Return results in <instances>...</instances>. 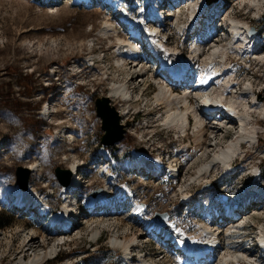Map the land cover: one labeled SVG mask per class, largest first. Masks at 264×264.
<instances>
[{
    "label": "rangeland",
    "instance_id": "1",
    "mask_svg": "<svg viewBox=\"0 0 264 264\" xmlns=\"http://www.w3.org/2000/svg\"><path fill=\"white\" fill-rule=\"evenodd\" d=\"M105 1L108 4H102L99 0H86V4H89L87 6L74 0H0V127L2 126L0 128V201L2 200V204L0 203V264H135L137 262L134 259L127 263L125 257H123V249L113 245V242L116 239L123 240L126 234L131 236V234L139 232H144L143 237H139L140 239L137 240L139 243L145 241L141 245L143 254H147L145 258L149 256L154 257V259L157 258L156 261H159H157V264H176V261L172 260V255V258L170 256L161 258L162 254L158 255L157 252H154L156 249L146 243L151 242V240L146 241V238H144L146 231L142 229L136 219L134 223L132 215L128 216L121 211L110 212L109 215L108 212H105L107 214H103L104 216L101 217H99L100 214L97 215L99 211L90 213L88 216L82 217L79 220L80 223L76 224L68 234L56 236L51 230L46 229L52 217H56V213L61 210L62 203L59 192H55L56 186L60 184L55 176L54 169L56 167L67 169L62 157L72 152V149L77 152L78 155H76L79 159H87V161L90 158L92 161L98 159L99 155L95 147L97 144L108 151L110 150V153H108L112 157V161L109 166H111L110 170L115 177V181L125 184L132 191L136 203L147 217L154 218L156 213H166L168 215L166 220L174 228L182 230L185 234L193 233V235L197 233L198 225L203 222L199 215V207H188L185 202H182V198L193 193L188 190V192L181 190L196 175L197 168L192 167L193 164H190L191 169L189 164L178 166L180 182L177 186H174L171 181L172 178L166 169V164L162 169V173L155 178H145L140 173H134L124 167L123 157L134 156L135 152L145 154L150 160L160 155L162 160L169 151L175 149L177 151L174 153H178L183 151L188 143L194 144L192 141L194 136L183 137V134L178 132L179 130L165 127L162 124L164 122L156 118L155 112L157 109L159 110V106L157 105V107L155 103L152 104L154 102L153 94L158 88L154 80H158L160 77L152 74L148 63L145 66L147 70L145 71L146 77H143L144 82L141 77L137 76L133 83H127L130 87L127 95L132 100L137 101L127 103L129 107L128 121L119 116V124L122 125L124 130L122 139L111 146L101 144L104 131L101 129L100 118L95 113V99L107 97L111 87L125 78V72L120 69V65L125 60L118 62L113 57L115 49L110 48L118 41L114 37L111 39L105 38V34L100 29L104 25V21L109 19V22L115 26L117 33H121L120 35H125L126 30L124 25L115 19L118 12L116 2L113 0ZM127 1L119 0L120 4L125 6V15L127 16L131 12L136 14V10L130 11L127 8ZM196 1L198 5L199 0L194 2ZM208 1L210 4L219 2V0ZM142 2L143 6L146 1L143 0ZM246 2L251 3L250 0H227L226 4L229 7L227 14L246 20L250 25L248 29L253 34L264 37V15H261V20L255 18L259 10L247 12L246 8H243V4H246ZM259 12L263 13V11ZM167 32L170 34V38L165 46L166 48L172 52L182 49L186 55L190 54L189 45L183 43L172 28L164 29L162 34ZM237 53L241 52H228L224 64L229 60L235 61L236 67L240 68L239 80L241 83L244 79L251 81L249 77L244 78L245 71H247V73H253L252 80L256 90L264 87V64L252 62L251 68L247 70L246 64L242 66L240 62L236 61V57L239 56ZM90 57H93L91 66L87 64L90 63L88 62ZM209 57L210 54L208 53L200 61L205 62ZM219 59L214 60V62L219 61ZM211 66L215 69L218 68L215 63ZM140 68L141 64H138L131 71L136 70V74H138ZM249 70L250 72H248ZM134 85L138 86L134 89ZM178 89L179 91L182 90L181 88ZM45 100L53 110L46 121L42 119L43 112L41 111V106ZM113 103L110 101V104L117 110L116 106L119 102L115 101ZM65 109L72 115L67 116L64 112ZM136 109L142 110L139 116L134 115ZM256 116L258 121H256L254 128L258 131L256 134L257 142L252 143L251 140L241 144V150L247 149V157L243 159L244 163H241L242 169L221 177L219 173L222 170L219 168V170L216 169L211 172V176L206 179L207 181L204 180L198 184L191 183L195 184L193 188L191 187L192 191L200 190L193 197L195 201L191 198L193 200H191L192 205L198 203L197 201L202 194L211 195L208 198L203 197L204 199L202 198L201 201L209 204V201H215L214 196H222L225 192L228 193L231 190L235 192L234 190L239 188L240 183H245L242 180L250 183L252 181L249 177L250 172H252L249 169L251 166H258L261 177L260 184L264 183V116ZM70 117L73 119V124H68L66 128L70 132L67 133V137H63L62 142H56V145H54L56 139L50 135L59 133V130L61 131L60 127L53 124L54 120L58 119L60 121L61 118L66 120ZM224 123L226 122L224 121ZM208 124L215 126L210 121ZM9 131L10 135L6 143L10 147H1ZM68 135L72 136H70L72 143L67 142L69 140ZM230 138H236L232 131L221 134L220 144H225ZM19 139L33 140V146L29 149L27 156L32 158L39 169H41V165L44 167L38 173L42 177L41 182L35 184V186L33 185L36 190L31 191L33 197L35 192L39 193L38 199L44 203L46 202L47 213L44 218H41L36 211L22 215H19L17 211H12V203L17 202L19 196L16 194L19 186L16 181L15 170L18 166L26 167L27 165L20 162V157L23 156L25 151L20 149ZM90 141L93 143L89 144ZM11 142H14V145ZM169 142L174 144L171 149L168 146ZM39 144L42 145V149L40 148V152H36L35 149H38ZM84 144L85 147L80 149V145ZM246 144L252 145L249 147ZM205 151L203 158L209 157V153L212 154L209 149V153H205ZM91 152L94 153L89 157ZM6 154H12L11 158L5 159ZM240 157L241 153L238 155L237 167L241 166ZM88 172L89 176L77 191L78 202L82 205L77 211L84 210L87 206L83 203L86 196L101 187L96 183L92 185L90 183L100 179L97 168ZM30 173L29 171L27 180L29 183L32 175ZM244 174H247V177ZM101 178H107V175L101 176ZM187 181L188 183H186ZM112 194H114V190H112ZM6 202L9 203L5 204ZM40 209L43 210L44 208L40 207ZM259 215L264 217L261 209H252L233 227H229L234 228L239 224H246L241 233L243 244L246 242L247 245H254L253 235H257L259 231V226L255 223L259 222L261 224L262 222V217ZM116 217L120 218L121 222H119L118 227L114 228L113 223ZM103 218H106L105 221ZM43 219H46V222ZM33 231L39 241L45 240L47 244H56L63 240L64 244H56L53 254L37 263H32L31 259L34 252L24 247V244ZM96 232L97 236L93 238V233L96 234ZM226 237V234L223 235L222 240ZM38 240L34 239V243ZM132 250H134V254L136 252L137 257L140 252L139 247ZM41 251L38 249L36 253ZM223 255H227V252L224 251ZM253 255L252 253L251 258L248 255H243L241 261L254 260L255 256ZM259 264H264V261L259 262Z\"/></svg>",
    "mask_w": 264,
    "mask_h": 264
},
{
    "label": "bare ground",
    "instance_id": "2",
    "mask_svg": "<svg viewBox=\"0 0 264 264\" xmlns=\"http://www.w3.org/2000/svg\"><path fill=\"white\" fill-rule=\"evenodd\" d=\"M194 1L195 0H191L189 2V5L192 9L190 11L189 16L191 18H193V17L195 18L191 22L198 20L196 23H197V26L198 25L200 26L201 22H199V19H197V17H198L197 15H198L199 11L201 10L200 7L202 5L200 6V0H199L198 5L196 4L197 1L196 2H194ZM250 1L252 3H254L255 7L259 11H263V13H261V15L263 16L264 15V0H250ZM224 2L227 3V0H224ZM246 3H247L246 6H243V8L248 7V2H246ZM202 4H203V0H202ZM184 6H185V3L183 2V5L179 9L175 10V8H173L172 11H168V13L165 16V19H168L170 23H174V21L177 20L178 16L180 15V11ZM153 7H154V4H153L152 0H148L144 6V9H153ZM194 7H195V9H193ZM250 10H252V7H249L247 12ZM171 13H173L174 19H173V17L170 18ZM119 15H121V14H119ZM209 15L212 16V14H209ZM229 15L230 14H227V16H229ZM261 15L258 18L259 20L262 19ZM230 16H231L230 22L232 24V29L230 27L229 31H227V32H230L231 34L234 33L233 41L236 44H238L240 47H242V46L245 47L248 41H245V39H243V37L248 36L250 33H251L250 35H252V36L254 34L251 32V30H250V33L245 32V31H247V28L245 25L248 24V22L246 20L239 19L237 16H234V15H230ZM122 17H124V15H122ZM115 19L118 20L116 17H115ZM126 21H129L134 26L137 25V28L138 27L139 28L146 27L147 29H145L144 34H149L150 31L151 32L155 31V29L152 27V25H151V27H147V24H146V26H144V21H142V20H137V22H136V19L131 17ZM113 27H114L113 24L111 22H109V19H107L106 21H104V25L101 27L100 31L102 33L106 34L105 38L111 39L114 37L118 41L114 45H111L110 48L115 49L113 57L116 58V60L118 62L123 61V59L125 60L120 65V69H123V71L125 72V76H124L125 78L121 79V82L119 81L118 84H115L111 87L109 94H107V97H108V99H110V101L112 103L115 101L119 102V104H117L119 107L116 106L118 108L117 109L118 115L120 117H124L126 119L125 121H128V117H127L129 114L128 104L130 103V101L128 100L129 96L127 95V93L129 91L130 87L128 86L127 83H130V82L133 83V80L137 76L141 77V79L144 82L145 79L143 77H146L145 71L147 70V68L145 66L148 63V61H146L144 59V56L146 53L149 54V52H145L146 50L144 51V48L141 50V47L139 45H137V42H135L131 38H127V37L124 38V35H123V37H121L122 35H120L121 33H119V32L115 33V34H111V33H114V31L112 30ZM247 27L249 28L250 25L248 24ZM192 28H194V26L191 27V29ZM199 28L200 27H197L195 30H199ZM114 29H115V27H114ZM191 29H189V30H191ZM179 30H180V28H179ZM208 31H206V33ZM216 31H218V27L216 28ZM203 34H205V32H203ZM203 34L200 35V37H199L200 39H202ZM145 36H147V35H145ZM157 37H159L158 33L155 34V36L153 37L154 39L151 37H149V38L146 37V41L148 42V44H151V48L153 51H155V49L160 48L161 50L159 52L161 53L163 58H164L163 53H166V54H168V56H170L171 60H173L174 62L183 63L182 65H185V66H181V69L189 68L191 72H195V74L199 75L198 79L196 80V83H194V84H198V88H193L190 91H188L190 88H185V87L183 88V87H178L175 85L167 86V85L163 84V80H158V82L155 83V85L158 88L155 91V93L153 94L154 95L153 96L154 102H152V104L155 103L156 106L157 105L159 106V110L158 109L156 110L155 116H157L156 118H158L164 122L162 124L165 125V127H170V128H172V130L176 129V131L179 130L178 132L183 134V137L184 136L190 137L191 135H192V137L194 136V138L192 139V141L194 142L193 145L188 143L187 147L186 148L184 147L185 149L183 151L178 152V153H174L172 158L169 157V159H167V163L169 165H172V163H174L175 165L181 163L180 164L181 166L185 165V164L186 165L189 164V167H190V164H193L192 167L197 168L196 175L192 177V180L190 181V183L188 185H186L185 188L181 189L182 191L188 190L189 192H193L192 194L187 195L188 199L191 201L193 199V197H195L197 195V193H199V191H200V190H197L195 192L192 191V188L195 184H191V183H197L198 184L199 182H202V181L208 179V177L211 176V172H214L216 169L219 170V168H220L222 170L227 165L228 161L231 158L238 155V151L241 149V141H247V142L251 141L255 137V135L257 134L258 131L254 128V125L256 124V121H258V118L254 119L252 121H249V114H250V112L255 113L256 109H261V111L264 113V100H263L264 87H261V88H259V90H256L255 84H253L254 81L251 79L252 76L249 78L253 82L249 81V79L243 78L244 79V80L242 79L243 83L248 81L247 85L250 86L251 91L248 92L247 87H246V88H244V90L242 89L244 91V93L246 92V94L237 97L236 96L237 90L241 91V89L238 88L237 90H235L233 92V90H232L233 85H231L230 80H229L231 73L228 70L227 71L223 70L225 73L224 72L219 73V70H217L211 66V64H214V63L215 64L219 63L220 65L223 64L222 60L214 62V60L221 57L219 52H222V50L217 49L219 46L218 42L216 40H214L213 38L210 40H207L202 45H201V43H203V42H196V43L193 42L194 47L192 48L193 49L192 52L195 53V52L200 51V53L195 54L193 56L192 52H190L189 57L192 56V58L190 60H188V59H182L183 57L181 56L180 50H176L175 52H172L171 50L166 48L164 46V44L160 42L161 39H157ZM240 38H242V39H240ZM166 42H167V40H166ZM257 45H258L257 42H254L252 45H250V51H252L255 47H257ZM189 49H190V47H189ZM126 50L129 51L130 54H133V56L125 55L124 53L126 52ZM207 53H212V54L218 53V54L213 56L212 58H211L212 54H210L209 59H211V60H206L205 62H203L204 63V65H203V63L200 60ZM252 55L256 56V57L264 56V47L260 46L256 51L252 52ZM186 60H188V61L186 62ZM262 63L264 64V59H262L261 64ZM138 64H141V68L139 69V72H137L138 74H136V70L131 71V69H135V67ZM152 74H154L156 76L159 75L157 73H152ZM214 74H216V76ZM246 76H250V75L246 74ZM211 77H213L214 80H212V82L210 84H208ZM152 78H155V77H152ZM236 83H238V82H236ZM137 86L134 85L133 88L135 89ZM63 87H65V86H63ZM178 88H181L183 90V93H180L181 90L179 91ZM213 88L216 90V93L212 92L213 99L219 100L218 102L222 103V104H227L228 101H231V102H234L236 104V106H239L241 108L240 111L237 110L236 112H233L231 109L222 107L223 112L225 114H228L229 116H232L233 118H235L237 123L234 122L232 119L224 117V118H222V121L226 122L225 123L226 127L218 128L216 125L215 126L209 125L208 121H205L203 118H200V116H199L200 113L197 112L198 111L197 108L194 106V104H192L190 102V99L187 100V98H186L187 95H185L188 92L191 96L193 93H197V92L208 93L210 91V89H213ZM242 96H246V97H242ZM243 100H244V102H242ZM75 103H76V100H75ZM113 104L115 105V103H113ZM200 106H206V103L202 102V105H200ZM64 112L67 114V116L70 115L68 113L69 111L67 112V110H66ZM189 115L192 118V122H189L190 121ZM79 116H81V115H79ZM63 119L61 118L60 123H68V124L71 123V124H73V119H71V117L67 118L66 120H63ZM81 121H83V120L81 119ZM218 122H219V120H218ZM74 123H75V120H74ZM84 123H86V122H84ZM74 125H76V124H74ZM5 127H7V126H5ZM231 131L232 132L234 131V133H237L236 138L235 139L230 138L225 144L221 145L220 141H219L221 138V134H223V133L227 134L228 132H231ZM69 132L70 131H67V133H69ZM9 135H10V131L6 134V137H5L6 139L3 140L1 147L7 148L9 146L8 143H6V140H7ZM12 135H13V132H12ZM70 136L68 135V137H69V140L67 141L68 143L71 142L72 136L71 137ZM63 137H64V133H63V135H60L57 137L56 142L57 143L62 142L64 139ZM14 138H15V136H14ZM238 139H240V141H238ZM10 140L12 141L11 137H10ZM11 143H13L12 145H14V142H11ZM92 143H93L92 141L89 142V144H92ZM18 145L20 146V149L25 151V153L21 152V153H23V156L20 157V160H21L20 162L22 164L23 163L27 164L26 168H28V170L31 172L30 174H32V175L30 177L31 178L30 183L28 182L27 188L25 190L18 188L16 194H17V196L19 195L18 199H20V201H17V202L18 203L20 202L23 204L26 203V206H28L29 205L28 201H30V199L32 197L31 191H33L34 189L36 190V188H34L35 184L41 182V180H42V177H40L38 173L40 171H42V169L44 167L41 165V169H39V167L36 164H34V162L32 161V158H29V156H27L28 151H30L29 149L31 148V146H33V140L32 139H19ZM41 146L42 145L39 144V146H37L38 149H35V151L40 152ZM84 147H85V144L80 145V149H83ZM208 149L210 150V152H212V154L209 153ZM205 150H207V151H205ZM204 151H205V153L206 152L209 153V157L203 158L204 157L203 155H205ZM8 153H10V152H8ZM18 153H19V151H18ZM76 154H77V152H75V150L72 149V152H70L68 155H64L62 157L63 162L66 164V168L68 170H70L69 172L71 174V180H70L69 184H67V185H57L56 186L55 192H59L60 195L64 194L67 187L71 186L73 181L76 180V178L78 177L77 171L78 170L80 171V167L78 168L77 163H79L80 160L77 156L78 154L77 155ZM11 155L6 154L5 159L8 157L11 158ZM18 158H19V156H18ZM35 158H37V157L35 156ZM85 160H87V159L81 160V166L89 167L91 170H94L95 164H91V162H89V163L85 162ZM177 162H180V163H177ZM128 164L130 166H135V164H138L140 168H142V167L146 168V169L149 168L148 162L143 160L142 156H138V158H134L133 160L129 161ZM192 167H190V169ZM253 167L251 166L249 169H251ZM151 170L153 172V168ZM171 172H172L171 175L173 177H175L177 175L175 169H172ZM98 175H99L100 179L94 180L90 183H91V185L93 183L100 185L101 191L99 193H97L95 196H93L91 194L87 195L85 202H83L87 206L84 210L79 211V213H77L76 211L73 210L72 204H70L68 201H64L63 206L61 207V212H58L59 214H57L56 217H52V219H51V222H53L54 225H58L59 221H61V220L68 219L69 217L76 218V216H77L76 222L73 223V225H72V227H75L76 224L80 223L79 220L82 217L88 216L90 213H93V212L96 213L99 206L103 205L105 202H113L114 199H116L114 197H111V195H110L111 192H110V188H109V182L106 181L104 178H101L100 174H98ZM251 182H254V180H252ZM103 185H104V187H103ZM242 186H243V184L240 183V187H242ZM37 190H39V189H37ZM247 191H248V193H246L244 196H242L238 199H243L246 195H248L251 198L252 197L258 198L259 196H264V184H259L258 182H254L247 189ZM53 193H54V191H53ZM200 197L201 198L197 202L198 203H205V202H201L202 198L203 197L208 198V197H211V195L210 194H207V195L202 194V195H200ZM64 199H66V198H64ZM215 200H216V198H215ZM132 201H133V206L131 207V213L128 214V216L132 215L131 217L134 218V223H135V219H136L138 224L141 225V222H142L149 229L151 221H154V222L160 221L159 219L152 220L153 217H147L142 212L140 206L138 204H136L135 200L132 199ZM209 202H210L209 204L208 203H205V204L213 205L212 204L213 201H209ZM239 205L240 204L236 203L232 207L229 206V209L232 208L233 209L232 212L235 211V215H237V214L239 215L241 213L238 212V209H236V207H238ZM252 207L253 208H249L246 212L242 213V216L247 215L250 212V209L251 210L257 209V207H255V202L252 203ZM27 208H29V207H27ZM38 209H40V206ZM222 209H227V208L223 207ZM259 209H261L262 213H264V203H262V205ZM26 210H28V209H26ZM132 210H133V213H132ZM114 213H116V212H114ZM99 214H100L99 217H101L107 213L103 212V213H98L97 215H99ZM109 214L110 213L108 212V215ZM259 216H261V215H259ZM261 217H262L261 224H259V222L255 223V224H258V226H259V231L257 233L258 240H260L261 242H264V220H263L264 217L263 216H261ZM59 218H60V220H59ZM105 219L103 218L104 221H105ZM222 220H225V217H223ZM119 222H121V219L116 217L114 219V223H113L114 228H116L120 225ZM237 222H238V220L233 219V218L232 219L228 218L225 225H221V222H218L217 225L216 224L215 225L210 224L207 222H203L200 225H198V227H197L198 230H197V233H195V234L200 235V237L198 235V239L196 237L197 240L193 238L192 241H190L189 237L182 238V242L184 243L182 251H178V250L174 249L173 258L168 253L162 254L161 258H164L166 256H170L172 258V260L176 261V264H192L193 262H195L196 264H199V262H200L199 255L206 253V251L201 250V246L204 243V248H205V245H207V243H208L209 244V245H207L208 247L212 248V246H213V248L219 249L217 252V256H215V257L212 256V259L213 258L214 259L209 264H223V262L227 263L228 260H232L233 258L239 259V261H237L236 264H242V261H240V259H242L243 255H246V256L248 255L251 258L253 252L246 251V249H239V247H237V249L232 250V247L224 246L225 241L224 242L221 241V236H222L221 234L222 233H227L226 234V236H227L226 240L229 242H233V241L241 238L240 228L238 226H235L234 228H232V229H235L234 231H237V232L231 231L232 229L225 228L226 225L231 224V226H234V224H236ZM158 223H160V225H162L165 229H167L169 227V226H167L166 223H164V224H161V222H158ZM138 224L137 225L135 224V225L140 226ZM221 226H222V229H221ZM141 227H142V225H141ZM58 228H60V227L58 226ZM142 229L144 231H146L144 228H142ZM223 229L225 232H223ZM199 230H200V232H199ZM219 230H221V231H219ZM59 231H61V230L59 229ZM177 232L179 233V232H183V231L177 229ZM143 233L144 232H141V233L139 232L137 234L134 233V234H131V236L130 235L127 236V234H126L125 238L123 240L116 239L113 242V245H115L117 247L118 246L121 247L123 249V251H125L124 257L127 260H131L132 256L136 254V252L134 254V252H133L134 250L132 251V249L133 248L137 249L139 247V242L137 239L139 237H143L142 236ZM34 234H36V233L33 231L30 238H28L26 243L24 244V247H27L29 250H32V252H34L33 253L34 255L31 259V262L37 263V262L45 259L48 255L53 254L55 252L54 251L55 245L56 244L58 245L59 242H57L56 244H54V243L53 244H47L45 240L39 241L37 239L38 238L37 235H34ZM53 234H55L56 236L62 235L60 232H54ZM96 236H97V232H96V234L93 233V238H95ZM176 237H178V236L176 235ZM34 239H36L38 241L36 243H34ZM154 239L156 240V241L155 240L154 241L156 243L157 248H159V247L164 248V249L169 248L170 250H172L169 246L163 244L164 240L160 235H158V234L154 235ZM253 240L256 241L255 238H253ZM143 242L141 243L142 245H143ZM214 242H216V243L218 242L222 246L221 249L216 247L215 244L213 245L212 243H214ZM38 249L42 250V251L36 253V250H38ZM169 249H166V250H169ZM224 250H225V252H227V255H226V257L222 258V257H220V255H221V252H223ZM129 253H131L130 254L131 258H127ZM160 254L161 253H159L158 255H160ZM222 254H224V253H222ZM145 255H147V254H143L140 251L137 254V258L134 259L137 262L135 264H157L159 262L158 260H157L158 262L156 261L157 258L154 259V257H151V256H149V257L147 256L148 258H145ZM143 256H144V258H143ZM206 258L207 257H204V259H206ZM127 260H126V262H127ZM170 263H172V262H170Z\"/></svg>",
    "mask_w": 264,
    "mask_h": 264
},
{
    "label": "water",
    "instance_id": "3",
    "mask_svg": "<svg viewBox=\"0 0 264 264\" xmlns=\"http://www.w3.org/2000/svg\"><path fill=\"white\" fill-rule=\"evenodd\" d=\"M95 112L101 119V129L104 134L101 137V143L107 146L113 145L122 139L123 128L119 124V115L117 110L110 104L108 97H100L95 99ZM55 176L61 185H66L69 181V170L56 167L54 169ZM29 170L26 167L18 166L15 170L17 184L22 190L27 188ZM100 190H95L92 195H96ZM161 221L167 218V214H156Z\"/></svg>",
    "mask_w": 264,
    "mask_h": 264
}]
</instances>
